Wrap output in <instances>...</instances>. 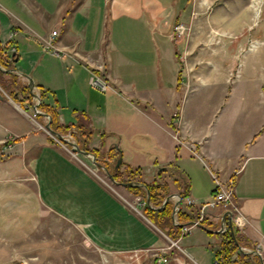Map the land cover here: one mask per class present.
Here are the masks:
<instances>
[{
	"label": "crops",
	"instance_id": "crops-1",
	"mask_svg": "<svg viewBox=\"0 0 264 264\" xmlns=\"http://www.w3.org/2000/svg\"><path fill=\"white\" fill-rule=\"evenodd\" d=\"M205 2L0 0V45L16 51L11 74L23 85L27 76L32 79L60 124L75 129L86 120L90 148L102 155L119 152L121 169L130 167L146 182H165L166 198L179 194L182 206L194 212L212 194L215 178L223 184L233 178V201L244 223L242 246L258 247L264 264L260 59L246 75L229 79L237 54L200 45L209 39L201 15ZM177 23H190L189 36L173 33ZM92 71L111 89L92 87ZM15 95L12 102L0 98V111L13 122L0 142L20 138L0 150V239L25 238L43 216L53 214L78 227L88 242L114 256H131L136 264H152L158 256L165 264L215 263L220 238L214 231L225 213L220 206L210 210L206 229L179 236L175 228L172 238L142 213L143 201L124 194L127 187L110 186L87 155L74 156L38 129L36 118L14 105L29 107ZM187 196L195 205L186 204ZM169 201L173 207V198Z\"/></svg>",
	"mask_w": 264,
	"mask_h": 264
},
{
	"label": "rangeland",
	"instance_id": "rangeland-1",
	"mask_svg": "<svg viewBox=\"0 0 264 264\" xmlns=\"http://www.w3.org/2000/svg\"><path fill=\"white\" fill-rule=\"evenodd\" d=\"M205 1L206 2L204 5V9L202 10L201 15L205 18L204 34L209 39L205 43L201 42L200 45L206 48V50L216 48H220L222 50L224 48H227L231 51L233 50L237 54L236 60L234 61V68L229 74L230 80L238 79L246 75L248 73L247 69H250L251 65L259 59L262 68V75L264 78V0ZM197 15L201 16L200 14ZM186 26L187 31L183 35L189 36L192 31V28L190 23ZM198 28L200 29L202 28V26H199ZM201 34H203V32ZM2 54L4 55L5 53ZM188 54L189 53H185L184 55H182V57H179L180 63L185 60ZM6 57L11 60L9 56ZM211 58L215 60L214 57H210V59ZM217 59H220V57H217ZM1 70L5 71V69L2 67ZM11 72L15 73V70L11 69L9 73ZM179 76L180 80L182 81L181 73L179 74ZM2 79L9 80V74H5ZM27 86L29 87L31 94V103L28 105L29 107L24 108L22 105L16 102L14 105L17 107V109L24 115L27 112L30 116L36 118V125L38 129L48 133L49 136L53 139V141L65 145L70 150V152L73 153L74 156H77L80 159H84L86 154L73 152V146L69 143H75L76 147L82 150V147L77 144V139L74 136V133L76 132L74 128H71L70 130L60 134L63 138L67 139L66 141L60 139L56 135L50 134L47 131V129L45 128V124H50L51 117L49 114L45 113L40 107V104L42 102L41 96V102L37 105V108L39 109L40 113L34 115L32 105L36 103V99L32 98L34 94V92L32 91L33 85L30 87L28 82ZM0 88L3 89L1 86ZM3 92L0 93L3 95V97H5L4 99L12 102L13 98L10 96L9 90L3 89ZM4 112V109L0 111V134L3 133V135H7L9 133H7L8 131L6 132L5 127L11 128V124L13 125V122L8 121ZM37 115H41V119H38ZM45 115L49 116V118ZM171 125L172 128H174V125ZM102 151L104 153V159L106 158L104 155L107 156V153L106 150ZM114 153L112 152L113 155H115ZM1 155L2 154H0V171L2 172L3 164H1V162L4 158H2ZM86 157H88L87 160L90 162V164L92 163V167L97 168V173L106 183H108L112 187L116 186L113 181H111L107 176L105 169L102 167H97L98 162H95L93 154H88ZM124 194L130 197V199L132 198V200L136 203L139 201H143L141 196L133 195L126 188H124ZM140 206L142 208L143 213V204H140ZM174 249H176L177 252L180 251L176 247H174ZM254 255L260 256L259 248L258 252ZM118 257L127 260L126 262H121ZM124 263L136 264V261L134 260V258L128 255H126V258L123 257L121 254L114 256L111 251H105L101 249L98 245L88 242L85 239L82 231L78 227L71 225L64 219L59 218L53 214H46L45 216H43L34 231H32L25 238H22L18 241H6L0 239V264Z\"/></svg>",
	"mask_w": 264,
	"mask_h": 264
},
{
	"label": "trees",
	"instance_id": "trees-1",
	"mask_svg": "<svg viewBox=\"0 0 264 264\" xmlns=\"http://www.w3.org/2000/svg\"><path fill=\"white\" fill-rule=\"evenodd\" d=\"M2 53L3 48L0 45V86L5 90H9L10 96L13 99H17L15 94H18L22 97L20 101L25 100L29 105L31 103L29 87L27 85L21 84L15 75L7 71L12 69L13 58L9 60ZM1 67L4 68L5 71L1 70ZM5 74H9V80L2 79ZM177 82L179 86L181 84L180 76H178ZM43 95V92L40 91L41 99L43 98ZM40 107L45 113L50 115V128L52 130L62 134L71 129V125H62L59 123L58 114L50 105L42 101ZM41 117V115H37L38 119H41ZM73 126L76 130L74 136L77 139V144L82 147V150L93 154L95 162H98L104 166V168L110 172L116 182H131L132 184L128 185L127 189L133 195L142 197L144 202L143 214L148 217L155 225L161 228L165 233L170 235L172 238H175L176 235L172 233V229L176 228L178 232V228L172 225V204L169 200L163 203V200L168 195V190L166 187L167 184L165 182H160L157 179L146 182L141 179V177H135V170L130 169V167L121 169L122 163L116 167V160L119 157V152L115 153V155L108 154L106 159H103L102 152L99 151V149L90 148L88 145L89 139L92 135V129L86 120H81ZM49 138L53 141L50 136ZM19 140L20 138H14L12 140H5L1 142L0 150ZM147 196L149 198V204L146 202ZM192 212V210L182 206L179 216L181 220H186L191 217ZM217 236L220 238L219 248L215 251V258L218 261V264H261L259 256L254 254L251 255V253H242L239 251V246L243 243V236L236 228H228L223 233H217Z\"/></svg>",
	"mask_w": 264,
	"mask_h": 264
},
{
	"label": "built area",
	"instance_id": "built-area-1",
	"mask_svg": "<svg viewBox=\"0 0 264 264\" xmlns=\"http://www.w3.org/2000/svg\"><path fill=\"white\" fill-rule=\"evenodd\" d=\"M186 31L187 26L184 23H177L173 26V33L176 34L178 37L183 35ZM55 34L56 31H52V35ZM11 51L12 50H4L3 53H5L4 55L9 56L10 59H12ZM89 83L92 87L102 92L111 89V85L107 81V79L95 71L91 72ZM32 87V91L34 92V97L32 96V98L36 99V103L32 105V110L34 112V115H36L37 113H40L39 109L37 108V105L40 104L41 99L39 90L34 85ZM0 92H3V89L0 88ZM45 116L49 118V116ZM215 181L216 185L210 197L197 205L196 210L192 212V216L189 219L181 220L179 216V212L182 207V197L179 194H173L170 196V198H173L174 200L171 212V221L172 225L178 228L179 236H183L187 233H190L194 228L204 226L205 222L208 219L210 210L217 206H220L225 211V213H223V215L221 216V225L214 232L223 233L228 228H230V225L231 228H236L239 232H241L244 223L242 215L240 213V209L238 205H236V203H234L233 201V178H231L230 181L226 184L221 183L216 178ZM185 202L188 206L195 205L194 200L189 196L185 198ZM173 245H176V242H171V246ZM239 251H241L242 253L256 254L258 252V247L251 248L240 245ZM166 262L167 259L165 257L158 256L152 264H165ZM214 264H218V261L216 260Z\"/></svg>",
	"mask_w": 264,
	"mask_h": 264
},
{
	"label": "water",
	"instance_id": "water-1",
	"mask_svg": "<svg viewBox=\"0 0 264 264\" xmlns=\"http://www.w3.org/2000/svg\"><path fill=\"white\" fill-rule=\"evenodd\" d=\"M11 57L13 58V61H14V62H16V61L18 60V56H17L16 52H12V53H11ZM10 70H11V69H9V70H7V71L9 72ZM21 74H22V73H21ZM22 75H23V76H26V75H24V74H22ZM27 78H28V80H29V86L31 87V86L33 85L32 79H31L30 77H28V76H27ZM2 97H3V95L0 93V98H2ZM45 128L47 129V131H48L50 134L56 135V136L59 137L60 139L65 140V139H63V137H62L59 133L55 132L54 130H52V129L50 128V124H49V123H46V124H45ZM65 141H66V140H65ZM69 143L73 146V149H72L73 152H76V153H85L86 155L90 154V153H88V152H85V151H83V150L77 148L76 145H75V143H73V142H69ZM93 158H94V156H93ZM121 161H122V158L119 157V158L117 159V162H116V167L120 165ZM97 164H98V166L104 168V167L101 166L99 163H97ZM104 169H105V168H104ZM105 172H106L107 176L109 177V179H110L111 181L116 182V181L113 179V177H112V175L110 174V172H108L106 169H105ZM116 183H118V182H116ZM119 184H121V185H123V186L126 187V186H128V185H130V184H132V183H131V182H121V183H119ZM169 198H170V196L167 197V198H165V200L163 201V203H165L167 200H169ZM146 202L149 204V198H148V196L146 197ZM159 208H160V207H159ZM200 228H204V229H206V227H204V226H201ZM230 228H231V225H230ZM231 229H232V228H231Z\"/></svg>",
	"mask_w": 264,
	"mask_h": 264
}]
</instances>
